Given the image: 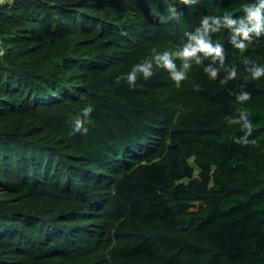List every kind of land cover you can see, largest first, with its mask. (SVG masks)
Returning <instances> with one entry per match:
<instances>
[{"label":"trees","instance_id":"1","mask_svg":"<svg viewBox=\"0 0 264 264\" xmlns=\"http://www.w3.org/2000/svg\"><path fill=\"white\" fill-rule=\"evenodd\" d=\"M0 264H264V0H0Z\"/></svg>","mask_w":264,"mask_h":264}]
</instances>
